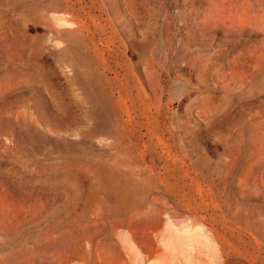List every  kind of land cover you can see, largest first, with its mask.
Listing matches in <instances>:
<instances>
[{
    "label": "rangeland",
    "instance_id": "rangeland-1",
    "mask_svg": "<svg viewBox=\"0 0 264 264\" xmlns=\"http://www.w3.org/2000/svg\"><path fill=\"white\" fill-rule=\"evenodd\" d=\"M0 264H264V0H0Z\"/></svg>",
    "mask_w": 264,
    "mask_h": 264
},
{
    "label": "bare ground",
    "instance_id": "bare-ground-1",
    "mask_svg": "<svg viewBox=\"0 0 264 264\" xmlns=\"http://www.w3.org/2000/svg\"><path fill=\"white\" fill-rule=\"evenodd\" d=\"M112 177H109V179H111ZM117 201H120L119 195L117 196Z\"/></svg>",
    "mask_w": 264,
    "mask_h": 264
}]
</instances>
